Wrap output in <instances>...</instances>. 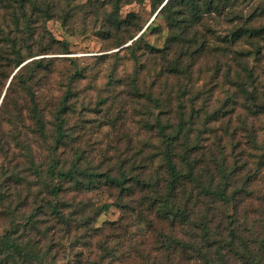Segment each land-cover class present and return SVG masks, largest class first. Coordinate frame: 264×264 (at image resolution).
Wrapping results in <instances>:
<instances>
[{"label": "trees", "instance_id": "16d2710c", "mask_svg": "<svg viewBox=\"0 0 264 264\" xmlns=\"http://www.w3.org/2000/svg\"><path fill=\"white\" fill-rule=\"evenodd\" d=\"M77 1L0 0V88L17 67L0 102V214L10 219L0 236V264H56L53 246L64 245L72 229L80 228L90 238L105 236L94 243L100 255L86 264H125L132 252L137 264H264V89L257 86L255 70L264 60V5L259 0H151L154 13L160 8L154 18L161 23L151 25V20L142 28L136 13L120 16L123 0ZM79 12L91 16L98 33L117 47L130 41L121 49L138 69L158 66L160 77L166 72L190 79L192 68L209 59L220 73L224 64V101L211 109L205 97L196 106L198 95L183 101L189 90L182 87L175 108L169 104L164 111L174 116L163 121V97L151 89L140 92L136 72L132 86L153 107L147 130L159 140L158 150L146 161H118L102 171L87 168L76 154L72 161L62 160L71 82L80 71L68 76L61 95L47 98L40 88L56 59L25 60L59 42L45 22L55 18L67 26ZM147 31L161 39L160 45L147 41ZM245 45L252 51L238 49ZM60 49L68 50L66 42ZM28 176L38 186L34 208L18 220L28 203L27 195H20L31 188ZM94 189L112 198L119 221L96 224L110 203L93 207L83 199ZM6 199L10 205L3 209ZM122 228L133 241L129 253L116 245L124 237L115 240L117 234L110 232ZM81 238L80 233L74 240ZM138 244L151 247L139 252Z\"/></svg>", "mask_w": 264, "mask_h": 264}, {"label": "rangeland", "instance_id": "374dc122", "mask_svg": "<svg viewBox=\"0 0 264 264\" xmlns=\"http://www.w3.org/2000/svg\"><path fill=\"white\" fill-rule=\"evenodd\" d=\"M77 2L81 4L85 3L86 0H78ZM259 2L264 5V0H259ZM254 3L256 5L258 1ZM153 6L154 4L151 0H143L142 2L139 0H123L119 14L123 18L129 12L136 13L140 24L143 25L142 28H144L153 17ZM83 14V12L77 13L74 20L67 26H62L55 18L48 20L44 24L46 31L54 39L60 43L62 41L66 42L67 51L57 50L58 45L60 47L58 42L57 44H52L51 51L28 57L25 60L26 62L38 57H54L56 59L54 72L46 80H43L40 88V91L42 90L47 98L61 95L65 89L64 85L68 76L75 70L80 71V75L71 82L73 94L69 100L71 110L66 115V145L61 153L59 152L62 160L72 161V159H76V154L80 157V161H84L83 165L87 168L98 167L97 170L102 171L108 167H115L118 161H146L152 152L158 150L156 147L159 145V140H154L152 134L147 130V123L150 122V113L153 107L147 98L143 96V93L137 94L132 86V79L136 72L138 74L136 80L138 90L146 93V91L151 89L150 91L154 95L163 97L164 105L161 108L164 109L163 112L168 111L169 104L172 109L175 108L177 101L174 96L182 87L184 89L188 87L189 90L182 96L183 101L194 94L198 95L194 100L196 106L205 97L209 98L211 109L219 106L224 101V97L227 94V88L222 86V81L226 79L222 78L221 73L227 70V66H224V64H222L223 67L220 73L214 71L213 60L209 59L197 63L192 68L190 79L166 72H163L160 77L155 73L158 66L152 68L146 63L144 67L138 69L134 61L129 58L127 51L121 49L129 44L130 41L117 47L113 39L104 38L98 33L97 26L94 25L91 16L87 14L89 17L85 18ZM152 21L151 25L161 23L160 17H156ZM146 39L157 45H160L161 42L160 38L156 39L148 31ZM44 43H46L45 39L42 41L43 46L41 47H44ZM238 49L252 51L246 45L239 46ZM248 58L249 65H253L254 56L248 54ZM256 67L257 80L260 81L257 86L264 89V60ZM16 69L17 67L13 69L10 76ZM9 78L4 83L5 86L0 88V102ZM199 91L202 94L199 95ZM157 110L154 108L155 113ZM173 116V111L166 115L164 112L163 121L167 117ZM256 124L260 126V122H256ZM38 153L42 156L44 152L38 151L37 155ZM14 163L21 164V161H15ZM260 176L264 181V170L260 172ZM28 179L31 182L30 190L24 189L22 191L20 188L21 197L27 195L28 203L21 207L19 214L16 215L15 218H18V220L30 214L34 208L33 194L38 189V186L32 184L35 183L34 176H28ZM82 196L93 207L101 206L103 203H110L109 210L97 216L98 222L96 224H101L107 220L119 221L120 210L114 205L111 206L112 198L108 194L103 193L99 189H94ZM10 197L13 200L15 197L14 193ZM9 200L6 199L2 204L3 209L10 205ZM15 204L16 202L13 201L11 206L13 207ZM251 217L255 216L251 215ZM9 220V217L6 218L0 214V236L6 230ZM82 229H72L66 238L67 240L64 239V245L57 244L53 246V251L57 252V257L59 258L56 264H65L67 261L73 262L77 259H80L81 264H86L87 260H96V255H100V252H94V243L95 241L98 242L100 238L104 240L105 236L96 235L90 238L88 237L89 231ZM122 229L123 231L115 229V231L110 232L111 234H117L115 240L120 236L124 237L123 240H118L120 242L119 244L117 242L116 245L119 246L118 250L122 253H129L128 249L133 244V241H131L128 233L126 236L124 235L125 230L124 228ZM132 229L133 227H130L129 232ZM80 233L82 234L81 241L76 242L74 237L79 236ZM104 233L107 234L108 232L104 231ZM32 236L34 238L36 234L33 232ZM55 237L58 238L59 236L56 235ZM146 241H150L149 235H147ZM108 243L110 246L115 245L114 240L111 239ZM137 247L139 252H141L142 250L148 251L151 245L138 244ZM135 254L136 252L129 254L130 256L125 264H137L138 258ZM105 263L104 261L101 264Z\"/></svg>", "mask_w": 264, "mask_h": 264}, {"label": "water", "instance_id": "95a60500", "mask_svg": "<svg viewBox=\"0 0 264 264\" xmlns=\"http://www.w3.org/2000/svg\"><path fill=\"white\" fill-rule=\"evenodd\" d=\"M164 2H166V0L164 1ZM163 5V4H162ZM160 8H158V10H159ZM158 10L153 14V17H152V19L151 20H153V18L155 17V15H156V13L158 12ZM147 26V25H146Z\"/></svg>", "mask_w": 264, "mask_h": 264}]
</instances>
